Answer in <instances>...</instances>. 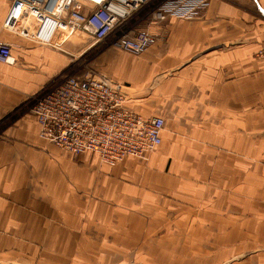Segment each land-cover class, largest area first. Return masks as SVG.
Here are the masks:
<instances>
[{
  "label": "crops",
  "instance_id": "crops-1",
  "mask_svg": "<svg viewBox=\"0 0 264 264\" xmlns=\"http://www.w3.org/2000/svg\"><path fill=\"white\" fill-rule=\"evenodd\" d=\"M12 1L0 0L15 57L0 62V264H264V0L149 13L145 58L93 61L133 110L165 119L153 153L113 166L39 136L23 105L72 61L5 29Z\"/></svg>",
  "mask_w": 264,
  "mask_h": 264
},
{
  "label": "built area",
  "instance_id": "built-area-1",
  "mask_svg": "<svg viewBox=\"0 0 264 264\" xmlns=\"http://www.w3.org/2000/svg\"><path fill=\"white\" fill-rule=\"evenodd\" d=\"M13 0L3 27L44 46L64 49L82 33L94 43L112 37V45L142 55L155 44L149 30L125 29L129 19L150 5L154 20L185 17L203 0ZM81 36V35H80ZM13 46L0 41V62L13 63ZM264 62V38L257 51ZM39 136L71 153L98 155L116 165L126 157L145 159L162 143L165 119L145 117L128 104L121 82L87 70L70 75L42 94L32 106Z\"/></svg>",
  "mask_w": 264,
  "mask_h": 264
},
{
  "label": "rangeland",
  "instance_id": "rangeland-1",
  "mask_svg": "<svg viewBox=\"0 0 264 264\" xmlns=\"http://www.w3.org/2000/svg\"><path fill=\"white\" fill-rule=\"evenodd\" d=\"M149 13H150V5L148 7H144L140 12L132 16L129 19L128 23L126 24L125 29L127 31L133 29L134 30L139 29L137 26L138 22L139 23L140 21L148 22ZM111 43H112V37L106 38L101 42L94 43L93 41L89 40L86 35L82 33H78L76 35L71 36L69 39L65 41V43L63 44V48H64L63 50L50 47L52 48V50L54 49L53 50L54 52L61 55V58L64 59L63 61H72V63L70 66L63 69L57 77L49 80L45 84L44 88L40 91L39 95L33 97L30 96L29 99L27 100V103H25L23 107L26 109H31L36 99H38L45 92L59 85L66 77L70 75H81L85 73L87 70H92L93 72H95L96 67L95 65L93 67V61L94 62L113 61L116 58L115 57L116 54L121 55L125 53L131 57H134L132 58L134 60V59L145 58L146 55L148 54L147 51L142 55H133L129 52L122 50L119 47L112 45ZM17 114L18 113L16 112L14 115ZM9 121L10 119H7V122ZM1 129L2 128H0V134L2 133ZM141 262H142L141 264H144L143 261Z\"/></svg>",
  "mask_w": 264,
  "mask_h": 264
}]
</instances>
